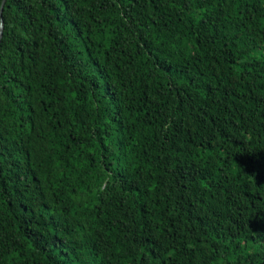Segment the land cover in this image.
Wrapping results in <instances>:
<instances>
[{
    "label": "trees",
    "instance_id": "trees-1",
    "mask_svg": "<svg viewBox=\"0 0 264 264\" xmlns=\"http://www.w3.org/2000/svg\"><path fill=\"white\" fill-rule=\"evenodd\" d=\"M3 19L0 264H264V0Z\"/></svg>",
    "mask_w": 264,
    "mask_h": 264
},
{
    "label": "water",
    "instance_id": "water-1",
    "mask_svg": "<svg viewBox=\"0 0 264 264\" xmlns=\"http://www.w3.org/2000/svg\"><path fill=\"white\" fill-rule=\"evenodd\" d=\"M7 0H2V5H1V10H0V39L2 37V31H3V26H4V19H3V11L5 7V3Z\"/></svg>",
    "mask_w": 264,
    "mask_h": 264
}]
</instances>
